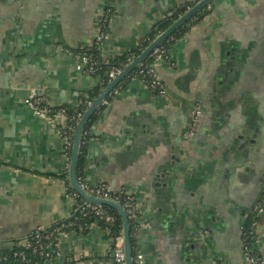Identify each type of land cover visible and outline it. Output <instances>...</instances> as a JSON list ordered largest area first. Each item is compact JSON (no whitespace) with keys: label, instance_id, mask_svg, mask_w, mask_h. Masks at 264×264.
Wrapping results in <instances>:
<instances>
[{"label":"crops","instance_id":"0c3cea01","mask_svg":"<svg viewBox=\"0 0 264 264\" xmlns=\"http://www.w3.org/2000/svg\"><path fill=\"white\" fill-rule=\"evenodd\" d=\"M198 1L0 0V253L81 208L69 189L67 119L38 115L34 97L76 107L101 82L80 50L104 19L100 50L111 60ZM207 5L153 63L166 91L131 78L91 128L84 178L135 196L137 264H252L244 240L251 211L264 259V0ZM115 243L97 221L71 227L57 264H115Z\"/></svg>","mask_w":264,"mask_h":264},{"label":"trees","instance_id":"16d2710c","mask_svg":"<svg viewBox=\"0 0 264 264\" xmlns=\"http://www.w3.org/2000/svg\"><path fill=\"white\" fill-rule=\"evenodd\" d=\"M207 9H208V5L206 7L204 6L203 9L201 8L194 17L190 18L189 20H186L179 27H177L172 32V34L168 38H166V40L161 45H159V48L165 49L166 52H168L167 54H169V50L172 47V45L175 43V41L184 37L190 25L193 23V21L204 17V15L206 14L205 12H207ZM183 14L184 12L181 8L176 9L172 15H169L163 18L152 28L150 33L141 41L139 47L130 51L129 53L120 55L119 57L115 59L104 60V58L102 57L100 48L96 45L86 47L83 50H80L81 53H86L89 56L90 62L88 66H86V71L92 74L100 75L101 82L98 85H96L94 88L82 93V95L80 96L79 104L76 107L64 106V108H66V111H67V123L66 124L73 126V127L77 126V124L79 123V121L81 120V118L83 117L87 109L89 108L90 106L89 102H94L96 98L99 97V95L102 93V91L113 81L112 78L110 77V70L113 67H119L121 69H124L131 62V60L134 59L133 57L139 56L144 51V49H146L149 46V44L157 38V36L160 33L167 30ZM155 61H156V57L153 53L147 55L146 58L144 59L143 64L141 66H135L133 69H131L129 73L127 74V76H125L117 85L113 87L112 91L105 98V101H103L99 105V107L90 115L84 127L82 136H81L80 154L77 159L78 179H82L84 177V174H83L84 160H85V156L87 153L88 143L91 138V128L93 124L97 121V119L99 118V115L102 112V110L104 109L106 100H109L117 89L125 86L126 83L131 78H134V77L142 78L141 70L142 69L145 70L147 68L152 67ZM147 80H149V76H147ZM151 89L154 91V93L160 94V90L158 87H155V88L151 87ZM60 108L61 107H59V109ZM73 143H74V139H72L70 145L66 147V151L70 159H71L72 152H73ZM67 173H68V170L66 171L64 175L65 177H67ZM69 189H70V192L77 195V197L81 200V208L77 210L74 216L70 218L69 220L61 222V223H57L47 230H40L36 232L31 237L32 239H35L39 235L51 234V238H50L51 242L53 243L54 248H57L56 245L57 243H59L61 236L67 229H69V228H65V229L61 228L60 230H57L59 226H61L62 224L75 222V224L71 226L72 228L73 227L86 228L93 221H97L99 224L107 228L110 231L111 235L114 237L115 241L117 240V238L123 236V230H124L123 219H122L121 214L116 208L110 205H99L104 210V213L106 216L112 217V220L107 221L106 219L99 217L98 215H96L90 210L92 205H88V204L85 206L83 205L85 202L84 199L75 191L73 186L69 185ZM111 193L113 194L114 197L118 199V201L122 204V206L125 208L128 214L129 223H130V240H131V247H132V254H133V264H137L134 232L140 225V222L138 221L139 211L137 213L136 218H133L130 216L131 213H129L128 206L125 203L126 197L128 193H130L127 189H122L118 191L112 190ZM257 215L258 214L256 213V211L250 212V215L247 218L245 227H244V240H245V244H249L252 247L254 246L253 248H251V252L259 254V252L257 251V248L255 247L254 239L251 238V235H252L251 231H252L253 223L257 221L258 219ZM16 249H20V247H16L15 249L7 253H0V256L8 255ZM38 259L41 261H44L42 257H39ZM0 264H10V263L0 262Z\"/></svg>","mask_w":264,"mask_h":264},{"label":"built area","instance_id":"2783aa9c","mask_svg":"<svg viewBox=\"0 0 264 264\" xmlns=\"http://www.w3.org/2000/svg\"><path fill=\"white\" fill-rule=\"evenodd\" d=\"M106 23H107V18L104 19V22L102 23V26L98 33L97 39L91 46L96 45L100 48L103 39L107 37L108 35L107 30H106V26H107ZM152 53L155 55L156 59L168 56L167 54L168 52H166L165 49L159 48V46ZM81 55L86 65L88 66L90 62L89 56L86 53H81ZM133 58L135 59L136 57H133ZM122 70L123 69L119 67H113L110 70V77L112 79H115L117 75L122 72ZM141 75H142V79L148 85H150L153 88L158 87L160 90V93H164L166 91L164 83L162 82L161 78L158 77V75L154 72L153 66L145 70L142 69ZM147 76H149V80H147ZM33 100H34V108L38 115H48L51 118L62 116L67 119L66 108L64 107H61L60 109L52 108L50 105L44 104L42 101L44 99L38 96L34 97ZM92 103L93 102H89V105H91ZM197 113L200 114L201 111L198 110ZM76 127L67 125L66 123L65 125H63V133H64V140L66 143L65 144L66 147H68L71 143V140L74 139ZM79 182L81 186L88 193L94 196L105 198V199H115L118 201V199L114 197L113 194L111 193L112 189H110L108 185L105 183L93 185V184L88 183L84 177L82 179H79ZM125 203L128 206L129 213H131L130 216L133 218H136L139 210H138L135 196L131 193H128ZM87 204L88 203L84 202L83 205L85 206ZM88 205H92L90 210L96 215H98L99 217L104 218L107 221L112 220L111 216L105 215L104 210L99 205L97 204H88ZM74 224L75 222L62 224L61 226L57 228V230H60L61 228H64V229L70 228ZM256 224L257 223L255 221L253 223V227L251 231L252 233L251 238L254 239V244H255V236H256ZM134 235H136V231L134 232ZM50 238H51V234H46V235H39L38 237L32 240L30 239L27 241V243L24 246L20 247V249H16L8 255L0 256V262L10 263V264H44V263L57 264V259L60 256V252L58 248L59 243H57L56 245L57 248H54V245L51 242ZM253 247L250 246L249 244H245V251H246V254L249 260L251 261L252 264H264V259L258 253L251 252V248ZM114 252H115V264H127L123 236L117 238L116 243H115ZM39 257H42L44 261L39 260L38 259ZM139 260H140V256L137 257V260H136L137 263H139ZM65 264H72V263L69 262Z\"/></svg>","mask_w":264,"mask_h":264},{"label":"water","instance_id":"95a60500","mask_svg":"<svg viewBox=\"0 0 264 264\" xmlns=\"http://www.w3.org/2000/svg\"><path fill=\"white\" fill-rule=\"evenodd\" d=\"M212 0H199L193 7L187 10L179 19H177L167 30L160 33L155 40H153L149 46L144 49V51L133 59L123 70L121 73L117 75V77L102 91L99 97L90 105L87 109L79 123L77 124L75 130V137L73 143V152L71 156V163L69 167V179L70 182L75 189V191L85 200L88 204H97V205H110L116 208L122 216L123 219V242L126 254L127 264H133V254L130 240V223L128 214L122 204L115 199H105L101 197L94 196L88 193L80 184L78 175H77V159L80 154V145H81V136L84 130V127L90 117V115L99 107V105L105 100L107 95L112 91L113 87L117 85L131 69L135 66H140L143 64L144 59L147 55L151 54L159 45H161L166 38H168L172 32L179 27L186 20H189L193 17L201 8L205 5L209 4ZM185 9V8H184Z\"/></svg>","mask_w":264,"mask_h":264},{"label":"rangeland","instance_id":"374dc122","mask_svg":"<svg viewBox=\"0 0 264 264\" xmlns=\"http://www.w3.org/2000/svg\"><path fill=\"white\" fill-rule=\"evenodd\" d=\"M94 185V184H93Z\"/></svg>","mask_w":264,"mask_h":264}]
</instances>
